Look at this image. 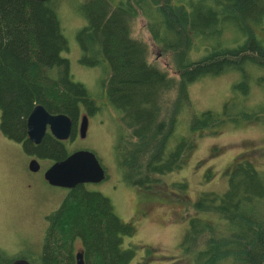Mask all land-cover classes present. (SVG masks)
<instances>
[{
  "label": "trees",
  "instance_id": "16d2710c",
  "mask_svg": "<svg viewBox=\"0 0 264 264\" xmlns=\"http://www.w3.org/2000/svg\"><path fill=\"white\" fill-rule=\"evenodd\" d=\"M56 1L0 0V132L25 153L51 163L70 154L49 133L37 145L28 142L25 121L34 105L67 116L73 141L79 113L88 118L102 104L121 129L115 157L123 183L151 189L182 166L202 132L250 120L264 131L261 96L248 103L253 90L264 95V0H71L83 22L75 33L80 61L104 74L96 98L71 80L61 57L67 43ZM138 15L170 54L176 83L131 39L129 22ZM228 69L237 76L221 112H193L188 87ZM168 91L175 94L170 108L161 105ZM191 210L201 217L189 220L180 244L191 264H264V176L248 160L233 162L225 193H202ZM45 222L37 262L0 250V264H74L77 252L83 264H128L134 256L133 247H122L131 228L84 185L67 190Z\"/></svg>",
  "mask_w": 264,
  "mask_h": 264
},
{
  "label": "rangeland",
  "instance_id": "374dc122",
  "mask_svg": "<svg viewBox=\"0 0 264 264\" xmlns=\"http://www.w3.org/2000/svg\"><path fill=\"white\" fill-rule=\"evenodd\" d=\"M70 1H56L67 43V50L61 52V57L68 62L71 80L81 84L92 98H96L104 74L80 61L75 33L83 22L76 13L75 1ZM129 32L131 39L146 47L148 62L176 83L178 76L172 58L154 44L147 21L141 16L133 18L129 22ZM233 75L237 76L228 69L190 85L188 96L193 112L220 113L230 97V85L235 80ZM174 95L173 91L164 92L166 101L161 105L170 108ZM259 95L263 102L258 105L264 106V95L255 90L249 105L258 102ZM95 102L99 103L98 100ZM83 114V111L79 113L76 125ZM117 124L111 108L103 106L88 117L84 138L75 136L73 141H64L70 152H92L105 171V180L84 187L106 197L121 223L131 228V235L122 237L123 248H134V256L128 264H191V258L180 248L189 220L201 217L191 210V206L202 193L226 192L228 175L235 161L248 160L254 170L264 176L262 126L250 120L225 124L214 134L202 132L196 136L193 148L185 154L178 170L158 177V183L151 189H141L125 185L118 172L115 146L121 129ZM35 161L39 170L31 173L27 170L29 156L18 143L0 134V250L9 257L24 253L28 259L37 262L35 258L47 225L45 217L57 209L67 190L44 182L43 172L51 162ZM207 220L211 221L210 218ZM74 245L76 249L80 243L75 241Z\"/></svg>",
  "mask_w": 264,
  "mask_h": 264
},
{
  "label": "water",
  "instance_id": "95a60500",
  "mask_svg": "<svg viewBox=\"0 0 264 264\" xmlns=\"http://www.w3.org/2000/svg\"><path fill=\"white\" fill-rule=\"evenodd\" d=\"M32 2H45L47 0H30ZM26 137L33 145L40 143L46 131L56 141H67L71 133V121L63 114H49L41 105H34L26 121ZM87 128V117L81 115L77 126V136L82 139ZM27 170L31 173L39 170V164L30 160ZM44 182L52 187L70 190L77 185L98 184L106 178L102 166L95 155L87 150H75L64 159L52 162L43 172ZM9 264H29L27 260L17 258ZM74 264H83L82 255L77 252Z\"/></svg>",
  "mask_w": 264,
  "mask_h": 264
},
{
  "label": "flooded vegetation",
  "instance_id": "af4514ba",
  "mask_svg": "<svg viewBox=\"0 0 264 264\" xmlns=\"http://www.w3.org/2000/svg\"><path fill=\"white\" fill-rule=\"evenodd\" d=\"M138 16H140V15H138ZM143 18V17H142ZM99 108L100 107H103V105L101 104V105H99L98 106ZM174 107V109H175V106H173ZM112 110V109H111ZM112 112H113V110H112ZM114 113V112H113ZM88 119V118H87ZM77 126H78V123H77V125H76V127H75V129H77ZM46 133H47V131H46ZM45 133V134H46ZM0 134L2 135V133L0 132ZM3 136V135H2ZM76 136H77V131H76ZM4 137V136H3ZM5 138V137H4ZM28 142H29V140H28ZM30 144H32L31 142H29ZM20 146H21V144H19ZM22 148V147H21ZM24 152V151H23ZM25 153V152H24ZM25 154H27L28 156H29V161L30 160H35V159H40L37 155H35V154H32V153H25ZM32 158H34V159H32ZM105 180V179H104Z\"/></svg>",
  "mask_w": 264,
  "mask_h": 264
}]
</instances>
